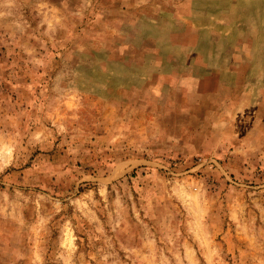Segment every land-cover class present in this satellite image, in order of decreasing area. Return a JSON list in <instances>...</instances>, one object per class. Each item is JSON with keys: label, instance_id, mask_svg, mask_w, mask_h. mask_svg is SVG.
I'll return each mask as SVG.
<instances>
[{"label": "rangeland", "instance_id": "obj_1", "mask_svg": "<svg viewBox=\"0 0 264 264\" xmlns=\"http://www.w3.org/2000/svg\"><path fill=\"white\" fill-rule=\"evenodd\" d=\"M0 264H264V0H0Z\"/></svg>", "mask_w": 264, "mask_h": 264}]
</instances>
